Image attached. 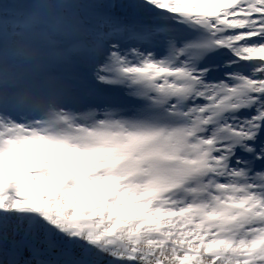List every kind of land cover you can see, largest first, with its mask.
<instances>
[{
  "label": "snow or ice",
  "instance_id": "obj_1",
  "mask_svg": "<svg viewBox=\"0 0 264 264\" xmlns=\"http://www.w3.org/2000/svg\"><path fill=\"white\" fill-rule=\"evenodd\" d=\"M0 264H264V0H0Z\"/></svg>",
  "mask_w": 264,
  "mask_h": 264
}]
</instances>
